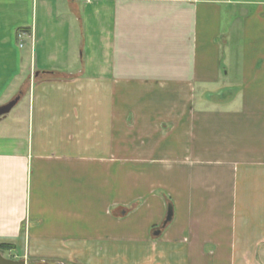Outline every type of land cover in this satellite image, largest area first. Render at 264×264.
Wrapping results in <instances>:
<instances>
[{"label": "crops", "instance_id": "0c3cea01", "mask_svg": "<svg viewBox=\"0 0 264 264\" xmlns=\"http://www.w3.org/2000/svg\"><path fill=\"white\" fill-rule=\"evenodd\" d=\"M16 97L6 258L264 264V0H0Z\"/></svg>", "mask_w": 264, "mask_h": 264}, {"label": "water", "instance_id": "95a60500", "mask_svg": "<svg viewBox=\"0 0 264 264\" xmlns=\"http://www.w3.org/2000/svg\"><path fill=\"white\" fill-rule=\"evenodd\" d=\"M18 101H19V97H16L7 104L1 105L0 118L8 114L12 110V108L17 104ZM171 219H172V207L170 206L168 215L166 217V220L164 221V225H166ZM0 264H27V261L25 259L6 258L0 251Z\"/></svg>", "mask_w": 264, "mask_h": 264}, {"label": "trees", "instance_id": "16d2710c", "mask_svg": "<svg viewBox=\"0 0 264 264\" xmlns=\"http://www.w3.org/2000/svg\"><path fill=\"white\" fill-rule=\"evenodd\" d=\"M13 248H14V246H12V245H5V244L0 245V251L1 252L5 251V250L13 249Z\"/></svg>", "mask_w": 264, "mask_h": 264}, {"label": "rangeland", "instance_id": "374dc122", "mask_svg": "<svg viewBox=\"0 0 264 264\" xmlns=\"http://www.w3.org/2000/svg\"><path fill=\"white\" fill-rule=\"evenodd\" d=\"M22 103H23V102H20V103L18 104V106H16L8 116H9V117H12V116L17 112V110H19V108L21 107ZM2 253H3V252H2Z\"/></svg>", "mask_w": 264, "mask_h": 264}, {"label": "built area", "instance_id": "2783aa9c", "mask_svg": "<svg viewBox=\"0 0 264 264\" xmlns=\"http://www.w3.org/2000/svg\"><path fill=\"white\" fill-rule=\"evenodd\" d=\"M86 1H91V0H86ZM23 34H24V33L20 32V33H19V37H20V38L23 37Z\"/></svg>", "mask_w": 264, "mask_h": 264}]
</instances>
